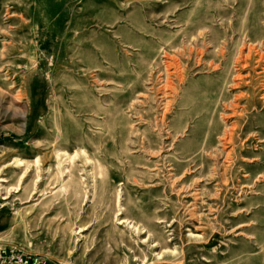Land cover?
Listing matches in <instances>:
<instances>
[{"label":"rangeland","instance_id":"374dc122","mask_svg":"<svg viewBox=\"0 0 264 264\" xmlns=\"http://www.w3.org/2000/svg\"><path fill=\"white\" fill-rule=\"evenodd\" d=\"M0 66L1 245L264 264V0H0Z\"/></svg>","mask_w":264,"mask_h":264},{"label":"built area","instance_id":"2783aa9c","mask_svg":"<svg viewBox=\"0 0 264 264\" xmlns=\"http://www.w3.org/2000/svg\"><path fill=\"white\" fill-rule=\"evenodd\" d=\"M46 259L39 253L22 252L11 245L0 244V264H42Z\"/></svg>","mask_w":264,"mask_h":264},{"label":"crops","instance_id":"0c3cea01","mask_svg":"<svg viewBox=\"0 0 264 264\" xmlns=\"http://www.w3.org/2000/svg\"><path fill=\"white\" fill-rule=\"evenodd\" d=\"M61 262L58 261V260H51V259H46L45 263H42V264H60Z\"/></svg>","mask_w":264,"mask_h":264},{"label":"bare ground","instance_id":"6f19581e","mask_svg":"<svg viewBox=\"0 0 264 264\" xmlns=\"http://www.w3.org/2000/svg\"><path fill=\"white\" fill-rule=\"evenodd\" d=\"M2 30V29H1ZM4 31V30H3ZM3 48V47H2ZM3 69V67L2 66H0V71ZM4 76H5V78L6 77H8V73H5L4 74ZM62 87H63V89H68V86H66V83H63V85H62ZM21 108V107H20ZM21 110V109H20ZM24 114V113H23ZM54 139V138H53ZM70 159H71V157H70ZM36 162V161H35ZM63 170H61V172H62Z\"/></svg>","mask_w":264,"mask_h":264}]
</instances>
